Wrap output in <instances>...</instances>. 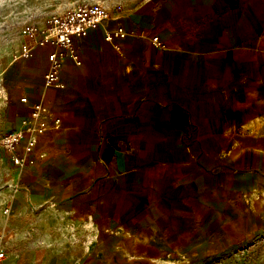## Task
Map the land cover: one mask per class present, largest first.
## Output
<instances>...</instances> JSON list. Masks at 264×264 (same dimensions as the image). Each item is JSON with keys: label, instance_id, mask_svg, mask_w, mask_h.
Wrapping results in <instances>:
<instances>
[{"label": "crops", "instance_id": "obj_1", "mask_svg": "<svg viewBox=\"0 0 264 264\" xmlns=\"http://www.w3.org/2000/svg\"><path fill=\"white\" fill-rule=\"evenodd\" d=\"M119 25L136 34L106 40ZM76 44L82 64L65 60L64 88L46 85L50 46L5 71L21 105L0 133L36 102L62 120L34 153L19 149L20 166L0 150L6 264H108L100 244L140 235L171 184L200 180L223 213L264 222V0L147 2Z\"/></svg>", "mask_w": 264, "mask_h": 264}, {"label": "rangeland", "instance_id": "obj_2", "mask_svg": "<svg viewBox=\"0 0 264 264\" xmlns=\"http://www.w3.org/2000/svg\"><path fill=\"white\" fill-rule=\"evenodd\" d=\"M156 0H0V131L14 119L20 100L12 99L4 79L6 69L19 59L24 31L32 23L81 4L120 5L125 13ZM121 10V11H122ZM150 171L151 183L161 188L162 175ZM200 182V180L198 181ZM161 188L157 204L140 235L116 233L100 244L108 264H264V222L244 214L222 212L223 198L198 186ZM250 199V198H249ZM236 215L237 217H234ZM61 238H64L60 236ZM60 238V239H61ZM76 243L91 241L72 236Z\"/></svg>", "mask_w": 264, "mask_h": 264}, {"label": "built area", "instance_id": "obj_3", "mask_svg": "<svg viewBox=\"0 0 264 264\" xmlns=\"http://www.w3.org/2000/svg\"><path fill=\"white\" fill-rule=\"evenodd\" d=\"M121 10L120 5L112 9L106 3H87L52 15L44 23H32L24 31L25 38L18 58H30L38 48L52 47L53 50L48 54L49 67L45 82L47 86L64 88L61 72L65 60L71 58L78 65L82 64L76 41L102 27L113 18L114 11ZM134 34V30L119 25L113 30H107L106 40H124ZM152 43L164 46L159 36H154ZM21 102L29 103V100L22 97ZM61 123V118L53 115L45 103H33L29 115L21 121L19 129L0 133V150L10 157L13 164L20 166L25 160L19 155V149L22 148L26 155L34 153L40 138L49 130L58 129ZM4 238V234L0 232V264H6L8 259Z\"/></svg>", "mask_w": 264, "mask_h": 264}]
</instances>
